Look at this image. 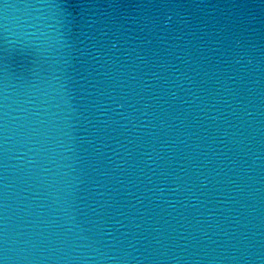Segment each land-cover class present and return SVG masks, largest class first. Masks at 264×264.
<instances>
[{
  "label": "water",
  "instance_id": "obj_1",
  "mask_svg": "<svg viewBox=\"0 0 264 264\" xmlns=\"http://www.w3.org/2000/svg\"><path fill=\"white\" fill-rule=\"evenodd\" d=\"M3 264H264V0H0Z\"/></svg>",
  "mask_w": 264,
  "mask_h": 264
},
{
  "label": "snow or ice",
  "instance_id": "obj_2",
  "mask_svg": "<svg viewBox=\"0 0 264 264\" xmlns=\"http://www.w3.org/2000/svg\"><path fill=\"white\" fill-rule=\"evenodd\" d=\"M0 264H2V261H0Z\"/></svg>",
  "mask_w": 264,
  "mask_h": 264
},
{
  "label": "clouds",
  "instance_id": "obj_3",
  "mask_svg": "<svg viewBox=\"0 0 264 264\" xmlns=\"http://www.w3.org/2000/svg\"><path fill=\"white\" fill-rule=\"evenodd\" d=\"M2 264H3V262H2Z\"/></svg>",
  "mask_w": 264,
  "mask_h": 264
}]
</instances>
